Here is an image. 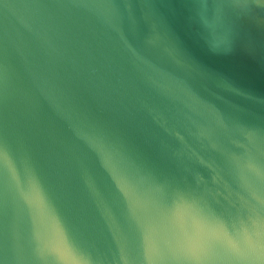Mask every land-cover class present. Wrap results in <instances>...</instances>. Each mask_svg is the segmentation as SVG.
Instances as JSON below:
<instances>
[{"label": "water", "instance_id": "obj_1", "mask_svg": "<svg viewBox=\"0 0 264 264\" xmlns=\"http://www.w3.org/2000/svg\"><path fill=\"white\" fill-rule=\"evenodd\" d=\"M0 264H264V0H0Z\"/></svg>", "mask_w": 264, "mask_h": 264}]
</instances>
